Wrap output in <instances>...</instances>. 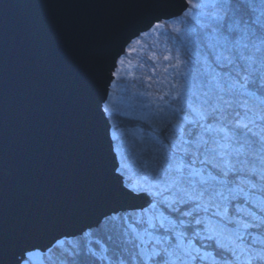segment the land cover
I'll return each mask as SVG.
<instances>
[{"label": "snow or ice", "instance_id": "1", "mask_svg": "<svg viewBox=\"0 0 264 264\" xmlns=\"http://www.w3.org/2000/svg\"><path fill=\"white\" fill-rule=\"evenodd\" d=\"M188 4L180 90L112 136L122 194L144 204L108 217L90 261L49 264H264V207L251 203L264 193V0Z\"/></svg>", "mask_w": 264, "mask_h": 264}, {"label": "water", "instance_id": "2", "mask_svg": "<svg viewBox=\"0 0 264 264\" xmlns=\"http://www.w3.org/2000/svg\"><path fill=\"white\" fill-rule=\"evenodd\" d=\"M184 2L0 0V208L37 196L75 211L110 186V71L133 35ZM9 182L25 189L7 198Z\"/></svg>", "mask_w": 264, "mask_h": 264}, {"label": "rangeland", "instance_id": "3", "mask_svg": "<svg viewBox=\"0 0 264 264\" xmlns=\"http://www.w3.org/2000/svg\"><path fill=\"white\" fill-rule=\"evenodd\" d=\"M182 6L178 12L185 11L187 2ZM103 134L107 138L104 143L108 149L110 144L108 145L107 129L103 128ZM110 152L112 156L107 157L106 163L112 172L111 164L119 157L116 159L111 146ZM111 178L108 182L112 186L108 185L109 187L102 189L110 192L111 196L100 203L79 201L80 207L75 211H70L53 199L46 201L47 198L42 200L37 196L23 199L19 204L9 205L7 202L2 206L0 257L4 259V264H49L50 259L76 260L88 247L95 245L93 236L95 240L100 239L110 231L112 225L102 223L103 225L100 224L97 228L88 229L90 223L101 220V216L107 215L110 210L118 213L138 211L144 201L124 196L115 174ZM6 187L3 192L7 193V198L25 189L20 184L12 187L11 182L7 183ZM73 236L76 237L72 238Z\"/></svg>", "mask_w": 264, "mask_h": 264}, {"label": "trees", "instance_id": "4", "mask_svg": "<svg viewBox=\"0 0 264 264\" xmlns=\"http://www.w3.org/2000/svg\"><path fill=\"white\" fill-rule=\"evenodd\" d=\"M188 7L187 0L186 9L181 12L182 14L170 20L155 23L152 28L132 40L119 58L113 71L116 76L112 78L106 100L109 109L107 116L111 139L113 135L119 136L118 130L127 126L128 118L125 114H141V104L149 106L144 111H155L157 107L165 106L164 99H169L172 93L180 90V85L184 83V80L178 73L185 69L177 68L175 65L178 59L184 60L186 55L190 54L189 49L192 46L187 43V39L190 28L194 27L193 20L185 15ZM191 15L196 16L197 13L194 11ZM158 24L159 29L156 28ZM176 28H180L181 31L177 33ZM180 36L184 37L183 44L179 40ZM165 56H169L170 59L165 60ZM112 142L120 152L118 140L112 139ZM251 203L264 207V193H261L259 188L252 196ZM114 213L118 212L108 211L107 215H102L101 220L95 224H89L88 228H97L102 223L112 224L108 217ZM92 239L96 241L94 236ZM185 243L187 244V241ZM91 259L85 252L80 254L76 260L90 261ZM97 264H105V262L100 261Z\"/></svg>", "mask_w": 264, "mask_h": 264}, {"label": "bare ground", "instance_id": "5", "mask_svg": "<svg viewBox=\"0 0 264 264\" xmlns=\"http://www.w3.org/2000/svg\"><path fill=\"white\" fill-rule=\"evenodd\" d=\"M95 55H99V53H95ZM104 169V168H103ZM102 174L103 175H109V174H106V171L102 170ZM111 173H110V176L108 177V179L110 180L111 178ZM113 178H111L112 180ZM107 183H108V180H107ZM112 186V184L110 185ZM111 195V193H109L108 191H99L98 189H95V188H91L90 189V192L89 194H87V200L89 202H96L97 203L99 202H104L109 196ZM22 197L20 196L19 199H21Z\"/></svg>", "mask_w": 264, "mask_h": 264}]
</instances>
